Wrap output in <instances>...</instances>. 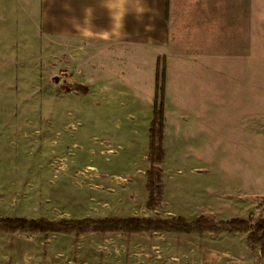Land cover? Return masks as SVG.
<instances>
[{
	"label": "rangeland",
	"instance_id": "rangeland-1",
	"mask_svg": "<svg viewBox=\"0 0 264 264\" xmlns=\"http://www.w3.org/2000/svg\"><path fill=\"white\" fill-rule=\"evenodd\" d=\"M42 1L0 0V219L260 216L264 0H169L172 42L158 64L118 46L73 58L43 28ZM158 68L174 146L163 203L149 209L128 161L145 165ZM118 76L133 96L118 98ZM178 108L197 109L195 122L183 126ZM0 264H264V253L242 233L0 231Z\"/></svg>",
	"mask_w": 264,
	"mask_h": 264
},
{
	"label": "crops",
	"instance_id": "crops-1",
	"mask_svg": "<svg viewBox=\"0 0 264 264\" xmlns=\"http://www.w3.org/2000/svg\"><path fill=\"white\" fill-rule=\"evenodd\" d=\"M41 16L43 28L48 33L67 39L69 53L73 58L77 57V52L93 47L110 50L118 46V48H122L128 53L140 49L152 51L157 63L162 54L167 55L168 51H170L172 37L170 38L171 32L168 23V0H43ZM156 74L157 72L155 71L153 75L155 84ZM76 83L88 88L89 92L93 90V86L89 83L86 84V82L80 80H77ZM165 86L166 128L164 147L166 158L162 166L166 193L167 165L174 146L171 139L172 124L170 121L172 120L169 116L168 77L166 78ZM140 93H143V91H140ZM134 94L135 87H131L127 81L123 80V77L118 76V98L133 96ZM178 109L179 120L183 126L191 125L192 122H195L197 109ZM152 118L153 114L150 120ZM148 121L149 119L147 123ZM148 134L150 135V133ZM148 153L147 147L138 156V159H143L144 167L140 163L135 165L134 161H128L132 166L133 172L145 177V187L147 183L146 171L150 166L147 160ZM89 168L99 171L93 166L86 167V169ZM126 178L127 175H118V181L120 182L126 180ZM138 189L143 191L140 199H142V204L145 205L148 190L146 188V195L144 196L143 185Z\"/></svg>",
	"mask_w": 264,
	"mask_h": 264
},
{
	"label": "trees",
	"instance_id": "trees-1",
	"mask_svg": "<svg viewBox=\"0 0 264 264\" xmlns=\"http://www.w3.org/2000/svg\"><path fill=\"white\" fill-rule=\"evenodd\" d=\"M169 3V0H168ZM159 63V61H158ZM165 71L158 68L155 84V100L153 118L149 128V168L146 171V188L149 192L147 208L160 207L164 200L163 169L161 165L165 161L166 151L163 145L165 130ZM260 216L250 214L247 218L231 217L227 220H209L201 214L192 220L185 216L164 218L155 217H84L80 219L59 221L51 220L46 216L4 217L0 219V231L11 234L31 233L47 235L51 232L73 234L76 237L88 232H124L127 234L141 232H172V233H197L202 237L206 232L216 236L222 233H242L247 236L248 247L252 251L259 250L264 253V206H259Z\"/></svg>",
	"mask_w": 264,
	"mask_h": 264
},
{
	"label": "bare ground",
	"instance_id": "bare-ground-1",
	"mask_svg": "<svg viewBox=\"0 0 264 264\" xmlns=\"http://www.w3.org/2000/svg\"><path fill=\"white\" fill-rule=\"evenodd\" d=\"M51 134H52V132H51ZM52 137V136H51ZM89 170H91V168H89Z\"/></svg>",
	"mask_w": 264,
	"mask_h": 264
}]
</instances>
